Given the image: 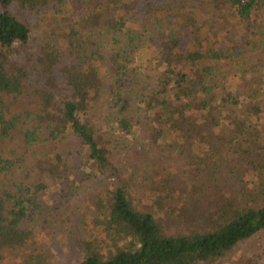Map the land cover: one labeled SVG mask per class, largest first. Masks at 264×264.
<instances>
[{"label":"trees","instance_id":"1","mask_svg":"<svg viewBox=\"0 0 264 264\" xmlns=\"http://www.w3.org/2000/svg\"><path fill=\"white\" fill-rule=\"evenodd\" d=\"M263 68L264 0H0V264L41 263L36 232L106 172L78 264H206L264 231ZM158 176L154 214L132 190ZM166 205L199 225L165 233Z\"/></svg>","mask_w":264,"mask_h":264},{"label":"rangeland","instance_id":"2","mask_svg":"<svg viewBox=\"0 0 264 264\" xmlns=\"http://www.w3.org/2000/svg\"><path fill=\"white\" fill-rule=\"evenodd\" d=\"M46 22L50 21L48 17ZM238 29V30H235ZM51 31H55L54 34H58L59 31L54 28L53 25L49 27ZM236 33H241L243 30L241 26H236L233 28ZM232 30V29H231ZM221 32L219 33L220 36H224L229 34V27L226 24L221 25ZM229 31V32H228ZM232 32V31H231ZM250 37V34H247ZM34 42V40H33ZM209 39H204V44H208ZM254 53V52H253ZM252 52L247 51L245 55L242 56V59L245 60H252L250 57L253 56ZM222 72L224 75L227 76L225 84L231 88H238L242 84V73L237 72L236 74L233 72H229L228 67H221ZM261 73L264 74V68L261 70ZM250 78L264 89V82L260 79L261 77L258 76L256 73H252ZM264 119V117H263ZM248 140L255 143L257 146L264 145V124H259L255 131L249 134ZM155 153H152L148 157V162H143V167L147 168L148 172H156L162 176L166 175V172L161 170L163 167L160 164H153L149 163L150 159H155ZM202 159V155L200 154ZM137 158V156H136ZM135 156L133 154L128 155V161H135ZM204 158V156H203ZM202 160L198 163L201 167ZM125 167L128 171L131 168L128 166L129 163L124 160ZM128 164V165H127ZM170 173L172 175H180L181 183L185 182V178H183V173L177 171L173 167L170 168ZM124 175V173H121ZM127 178V174L124 176ZM188 177V176H186ZM160 177H156L155 183L151 184L146 182V184H139L142 182L140 178H136L135 182L136 185L132 190L133 198H135V204L139 206L141 209L152 211L154 214L156 209L152 208V199H148L149 188L152 186H156L159 183ZM117 182L116 177L108 174V172L104 173V175H100L94 179L87 181L83 187L78 191L77 196L72 199L71 202L63 206L60 211L57 212L55 217H50L48 224L46 227L42 228L41 231L36 232L35 234V241L36 244H40L43 246V261L39 264H78L79 258L81 257V251L77 248L80 244L81 240L86 239L89 237V234L93 230V221L92 215L96 212L97 209V202L98 196L105 190V188H109ZM232 192V190H230ZM207 199H210L206 196ZM205 198H203L202 203L204 204ZM99 208V207H98ZM100 207L97 210H101ZM168 205L165 206V209L162 210L161 217L168 219L163 223H161L163 230L165 233H170V231H174L175 227L179 229H183L184 227L187 228H196L199 225V218L197 215L194 214L190 219H187L185 222L184 217H180L179 221L173 222V215H171V211H168ZM45 213L47 211H44ZM48 213V212H47ZM49 214V213H48ZM53 215V214H52ZM158 216V215H157ZM42 217H37L34 221L36 223ZM160 221V220H159ZM162 221V220H161ZM98 237H102L101 232L97 233ZM29 254L22 250L16 249H4L3 250V258L1 264H31L28 260ZM264 261V231L259 232L251 239L247 240L246 242L238 244L229 255H226L224 258L218 259L211 263L206 264H246L249 261ZM261 262V261H260Z\"/></svg>","mask_w":264,"mask_h":264},{"label":"built area","instance_id":"3","mask_svg":"<svg viewBox=\"0 0 264 264\" xmlns=\"http://www.w3.org/2000/svg\"><path fill=\"white\" fill-rule=\"evenodd\" d=\"M241 1H243V0H241Z\"/></svg>","mask_w":264,"mask_h":264}]
</instances>
